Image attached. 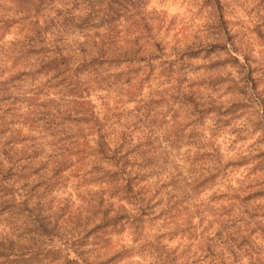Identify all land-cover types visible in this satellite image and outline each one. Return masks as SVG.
I'll return each instance as SVG.
<instances>
[{"label": "clouds", "instance_id": "9594fccd", "mask_svg": "<svg viewBox=\"0 0 264 264\" xmlns=\"http://www.w3.org/2000/svg\"><path fill=\"white\" fill-rule=\"evenodd\" d=\"M0 264H264V0H0Z\"/></svg>", "mask_w": 264, "mask_h": 264}]
</instances>
